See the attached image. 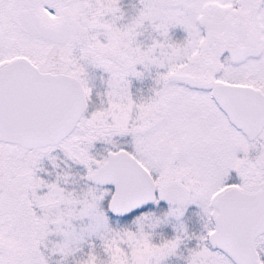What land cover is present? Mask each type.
<instances>
[{
  "label": "snow or ice",
  "instance_id": "6c2138e0",
  "mask_svg": "<svg viewBox=\"0 0 264 264\" xmlns=\"http://www.w3.org/2000/svg\"><path fill=\"white\" fill-rule=\"evenodd\" d=\"M0 264H264V0H0Z\"/></svg>",
  "mask_w": 264,
  "mask_h": 264
}]
</instances>
